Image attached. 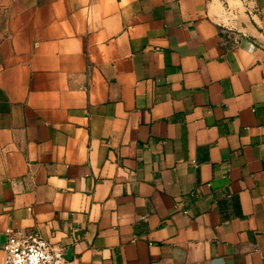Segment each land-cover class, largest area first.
Here are the masks:
<instances>
[{
	"label": "crops",
	"instance_id": "obj_1",
	"mask_svg": "<svg viewBox=\"0 0 264 264\" xmlns=\"http://www.w3.org/2000/svg\"><path fill=\"white\" fill-rule=\"evenodd\" d=\"M263 40L264 0H0V263L264 264Z\"/></svg>",
	"mask_w": 264,
	"mask_h": 264
},
{
	"label": "built area",
	"instance_id": "obj_2",
	"mask_svg": "<svg viewBox=\"0 0 264 264\" xmlns=\"http://www.w3.org/2000/svg\"><path fill=\"white\" fill-rule=\"evenodd\" d=\"M5 253L0 264H64L65 261L63 246L52 244L39 234H9Z\"/></svg>",
	"mask_w": 264,
	"mask_h": 264
},
{
	"label": "water",
	"instance_id": "obj_3",
	"mask_svg": "<svg viewBox=\"0 0 264 264\" xmlns=\"http://www.w3.org/2000/svg\"><path fill=\"white\" fill-rule=\"evenodd\" d=\"M237 19H239V20H240V16H239V15L237 16ZM260 43H261V45L264 47V40H263V41H261Z\"/></svg>",
	"mask_w": 264,
	"mask_h": 264
}]
</instances>
